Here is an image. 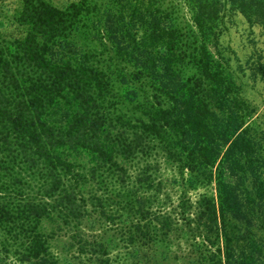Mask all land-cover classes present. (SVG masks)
Here are the masks:
<instances>
[{"label": "trees", "instance_id": "1", "mask_svg": "<svg viewBox=\"0 0 264 264\" xmlns=\"http://www.w3.org/2000/svg\"><path fill=\"white\" fill-rule=\"evenodd\" d=\"M168 1L175 15L165 10ZM179 1L109 0L106 7L79 0L61 9L24 0L25 33L0 34V226L27 239L38 263H56L43 221L58 220L82 237L89 205L110 223L120 214L109 206L147 220L127 225L141 233L133 238L173 230L141 195L155 186V141L194 172L188 186L215 181L216 195H203L195 214L188 216L190 199L178 205L185 234L207 243L199 254L222 241L206 256L211 264H264V131L224 57L209 47L226 4L261 24L264 36V0H184L192 23L176 14ZM254 72L264 75V65ZM125 100L136 102L132 113L120 108ZM9 241H0L6 251ZM93 241V252L108 254Z\"/></svg>", "mask_w": 264, "mask_h": 264}, {"label": "rangeland", "instance_id": "2", "mask_svg": "<svg viewBox=\"0 0 264 264\" xmlns=\"http://www.w3.org/2000/svg\"><path fill=\"white\" fill-rule=\"evenodd\" d=\"M58 8H66L71 2L79 0H46ZM106 7L111 5L109 0H92ZM225 10L219 14V24L216 30L210 49L216 56H223L227 66L231 69L239 85L240 95L254 110L257 116V127L264 131V75L255 74V70L264 65V36L261 24L250 21L243 12L226 4ZM24 6V0H0V34L6 37L22 36L26 31V26L19 21V13ZM179 13L182 22H191L192 12L184 0L179 1ZM115 7V6H114ZM165 10L172 12L171 2H166ZM114 11H116L114 9ZM173 10L172 13H174ZM175 15V13L173 14ZM128 20L130 18H127ZM150 19V18H149ZM140 24V21L138 22ZM145 26L140 25V33L145 32ZM138 34V39H140ZM140 41V40H139ZM140 43V42H139ZM112 44L110 43L109 46ZM111 54L116 55L113 51ZM128 58L121 60L123 65H129ZM188 75L195 73V68L187 70ZM117 89L122 92L124 86L116 83ZM164 98V97H162ZM143 96L138 100L142 101ZM136 102L123 101L120 108L128 110L130 113ZM130 109V110H129ZM150 150L151 161L154 169L150 172L155 186L152 188H141V195L150 196L152 203H146L144 207H152L154 210L162 211L163 216H169L172 221V231L164 236L161 233L152 240H144L139 236L133 238L135 233L141 236L138 229H129L136 221L141 222V226L147 220H138L130 217L128 209L117 206H109V212L119 213V218L111 221L106 220L100 214V210H93L91 216H85L80 226L82 237H76L71 231L72 227L64 225L58 220L45 219L42 229L49 233L48 246L50 255L55 258V264H101V259L108 260L110 264H211L207 255L215 254L214 251L222 241L212 244L211 251L206 252L203 258L198 251L203 243L207 244L202 236H193L186 232V221L178 205L185 199H190V206L187 210L188 216L195 214L198 210V202L203 195H216L215 181L208 182L201 180L193 187L188 186L186 179L194 172L190 168H180V163L171 159L165 153L162 145L155 141ZM140 165L145 163L139 161ZM132 172V171H131ZM136 174V172H134ZM134 174V175H135ZM160 183V184H158ZM143 186H146L144 184ZM148 223L156 224L157 221L149 220ZM61 229V230H59ZM147 229V228H145ZM153 231V228H150ZM183 229V231L179 230ZM256 229H260L256 227ZM254 228V230H256ZM262 233V230H257ZM181 232V233H180ZM95 236V237H94ZM97 237V238H96ZM7 239L11 246L6 251L3 242L0 243V263L1 264H43L38 263V258L31 257L25 250L30 245L27 239L16 240L10 237L0 226V241ZM84 239V243L80 241ZM103 242L108 254L95 253L94 241ZM144 240V241H143ZM99 259V260H98Z\"/></svg>", "mask_w": 264, "mask_h": 264}]
</instances>
